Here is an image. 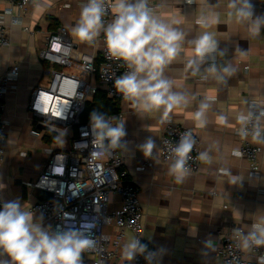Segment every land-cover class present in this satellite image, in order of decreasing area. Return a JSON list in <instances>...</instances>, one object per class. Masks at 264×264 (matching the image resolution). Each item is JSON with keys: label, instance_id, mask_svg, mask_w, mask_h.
<instances>
[{"label": "crops", "instance_id": "crops-1", "mask_svg": "<svg viewBox=\"0 0 264 264\" xmlns=\"http://www.w3.org/2000/svg\"><path fill=\"white\" fill-rule=\"evenodd\" d=\"M83 3L84 0H38L26 13H22L17 8L11 10L7 1L0 0V18L10 40L9 45L0 46V76L12 65L20 66L17 91L6 94L2 99L9 124L5 162L0 176L8 185L5 197L20 196L30 208L39 200L38 191L25 182L39 177L47 159L43 148L51 143L49 138L33 135V128L42 126L34 123L28 110L31 91L46 86L50 79L39 53L48 35L59 26L66 27L76 55L93 54L100 60L103 49L102 35L91 45L71 35L70 28L79 19ZM227 3L228 0H194L189 5L186 0H160L159 14L166 19H179L181 23L177 27L186 34L182 55L165 74L173 81L174 91L194 97L186 108L174 109L171 119L196 130L201 141L200 151L208 150L212 157L210 165L201 163L199 171L191 172L182 184H177L168 174L169 163L157 159L152 166L147 165L137 145L143 143L147 136H152L157 143L154 152L158 154L165 124L158 122L160 113L141 117L127 101L119 103L127 123L126 139L131 150L122 154L128 175L139 188L145 214V244L153 249L166 248L162 264H223L217 249L222 240L221 232L231 225H250L255 214L264 211V179L250 180L249 160L238 156L237 152L234 154V150L241 146L237 117L250 111L251 101H257L264 108V30L259 37L251 38L246 28L236 24L221 23L208 29L219 41L220 48L227 50L225 57H217V64L231 61L238 69L226 84H219L212 77L203 80L200 76H192L185 66L192 55L187 41L204 31L196 24L200 10L210 8L226 20ZM253 3L258 14L264 13V0H253ZM41 4L47 7H41ZM236 47L245 50L246 54L240 56L235 52ZM207 67L205 63L201 71ZM62 70L79 73L75 66ZM205 95L215 99L207 112V125L200 128L195 126L192 113ZM221 116L226 122L219 119ZM64 146H69L67 139ZM22 149L32 151L22 155ZM258 162L261 168L259 177H264V151ZM224 168L245 180L242 188L228 183L229 177L221 171ZM113 200L115 206L120 205L117 195ZM108 231L112 232L114 228L110 227ZM131 238L133 234L126 232L125 242ZM206 239L211 241L212 249L204 247ZM119 254L122 259V250ZM88 258L90 256L83 253V260Z\"/></svg>", "mask_w": 264, "mask_h": 264}, {"label": "clouds", "instance_id": "clouds-1", "mask_svg": "<svg viewBox=\"0 0 264 264\" xmlns=\"http://www.w3.org/2000/svg\"><path fill=\"white\" fill-rule=\"evenodd\" d=\"M191 5L194 0H186ZM41 7L47 5L41 4ZM227 19L210 8L201 9L196 24L204 29L197 37L188 40L192 55L187 59L186 68L192 76L207 80L212 77L219 84L238 71L231 61L217 64V57H225L226 49H221L219 41L208 29L224 24H236L246 28L249 37L256 38L264 30V13L256 12L253 0H228ZM111 15L106 22L105 17ZM181 21L174 17L163 18L151 6V0H86L82 4L79 19L71 26V35L78 41L95 44L103 35L107 56L122 62L126 71L113 81L115 91L123 100L132 105L141 116L160 113L161 125L171 123V113L177 108H186L190 98L182 91H174L173 81L166 76V70L182 55L186 34L179 27ZM240 56L245 50L235 48ZM208 67L201 71L202 65ZM215 97L205 95L192 113L195 126L207 125V112ZM226 122L225 117H219ZM240 125L238 135L243 140L264 144V111L259 115L252 112L241 113L237 117ZM89 134L91 136L93 159L111 156L114 152L128 154L129 141L127 123L115 115L92 111L89 114ZM55 131V130H54ZM54 139L61 144L57 134ZM196 145L191 131L183 133L178 143L169 149L168 174L177 184H182L191 175L189 161ZM156 140L147 136L137 145L145 159H156ZM239 149L234 150V154ZM241 155V153H240ZM203 164L210 165L212 157L208 150L196 157ZM229 177L228 183L243 187L245 180L233 175L230 170L221 169ZM250 174V180H261ZM250 183V182H249ZM253 184V183H250ZM255 185V184H254ZM8 185L0 176V264H84L83 253L96 248L94 230L98 227L95 217L83 215L78 222H62L56 226L46 223L43 211H33L23 203V198H6ZM242 215V214H241ZM63 221V218H61ZM235 247L246 255L256 254L264 249V211L255 214L250 225L232 228ZM204 247L212 249L208 239ZM166 248L160 246L149 249L140 237H133L122 246V259L132 264L137 257H143L146 264H162ZM256 264H264V253L256 255Z\"/></svg>", "mask_w": 264, "mask_h": 264}, {"label": "built area", "instance_id": "built-area-1", "mask_svg": "<svg viewBox=\"0 0 264 264\" xmlns=\"http://www.w3.org/2000/svg\"><path fill=\"white\" fill-rule=\"evenodd\" d=\"M5 1L11 5V10L17 8L26 13L38 0ZM151 6L158 14L161 12L160 0H151ZM111 18L108 15L105 21L108 22ZM9 42L8 30L0 18V46H7ZM73 47L66 27L59 26L48 35L39 53L50 79L46 86L31 91L28 110L34 123L42 126L33 128V135L49 138L51 143L43 148L47 159L39 177L35 181L25 182V185L34 190L49 192L52 198L37 200L31 209L43 211L45 222L53 226L62 222H78L83 215L95 217L98 221V227L94 230L97 245L95 249L85 252L90 258L84 260V264H128L119 254L126 232H131L133 237H140L141 242L145 243V214L139 198V188L129 177L121 152H114L101 159L91 157L92 138L88 128L91 112L87 111L98 91H103L107 98L118 104L117 110L109 115L124 120V113L119 108V103L124 100L115 91L113 81L127 69L122 62L107 56L104 42L100 60L93 54L76 55ZM68 66H75L79 73L62 70ZM19 72L20 66L15 64L0 76V171L5 162L9 124L2 99L6 94L17 91ZM249 107V112L255 115L264 111L257 101H251ZM188 131L192 132L196 140L189 167L191 172H198L201 162L196 157L201 152L200 137L195 129L178 124L173 119L171 123L165 124L156 159H145L146 164L152 166L157 159L170 163V147L178 143L180 136ZM238 132L239 130L237 135ZM57 134L62 144L54 139ZM238 137L241 146L236 154L248 159L250 173L259 177L261 168L258 157L264 151V145L252 143L250 138L243 140L239 135ZM66 139L68 147L64 146ZM28 151L32 150L22 149L21 154L27 155ZM115 195L120 199L119 206H115ZM110 227L114 231H108ZM233 227L241 226L231 225L221 232L222 240L217 249L223 264H256V255L264 253V249L252 255L240 252L232 240ZM132 264L146 262L143 257H137Z\"/></svg>", "mask_w": 264, "mask_h": 264}, {"label": "trees", "instance_id": "trees-1", "mask_svg": "<svg viewBox=\"0 0 264 264\" xmlns=\"http://www.w3.org/2000/svg\"><path fill=\"white\" fill-rule=\"evenodd\" d=\"M118 104L113 100L107 98L103 91H98L93 101L88 105L87 111H100L107 114L113 113L117 110Z\"/></svg>", "mask_w": 264, "mask_h": 264}, {"label": "water", "instance_id": "water-1", "mask_svg": "<svg viewBox=\"0 0 264 264\" xmlns=\"http://www.w3.org/2000/svg\"><path fill=\"white\" fill-rule=\"evenodd\" d=\"M38 191V198L40 200H49L52 198V194L43 190H37Z\"/></svg>", "mask_w": 264, "mask_h": 264}, {"label": "rangeland", "instance_id": "rangeland-1", "mask_svg": "<svg viewBox=\"0 0 264 264\" xmlns=\"http://www.w3.org/2000/svg\"><path fill=\"white\" fill-rule=\"evenodd\" d=\"M70 134H71V132H70Z\"/></svg>", "mask_w": 264, "mask_h": 264}]
</instances>
